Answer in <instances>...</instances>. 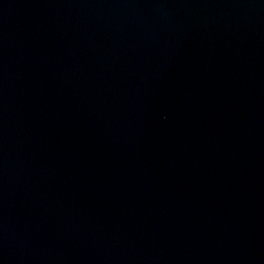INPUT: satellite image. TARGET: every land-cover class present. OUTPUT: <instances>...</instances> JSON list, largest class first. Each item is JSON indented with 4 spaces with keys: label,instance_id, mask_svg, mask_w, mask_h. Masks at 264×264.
<instances>
[{
    "label": "water",
    "instance_id": "1",
    "mask_svg": "<svg viewBox=\"0 0 264 264\" xmlns=\"http://www.w3.org/2000/svg\"><path fill=\"white\" fill-rule=\"evenodd\" d=\"M0 264H264V0H0Z\"/></svg>",
    "mask_w": 264,
    "mask_h": 264
}]
</instances>
